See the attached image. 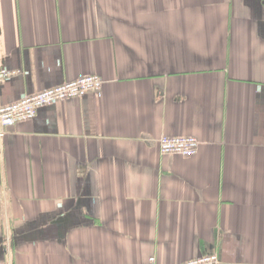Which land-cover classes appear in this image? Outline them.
<instances>
[{
	"label": "crops",
	"instance_id": "obj_1",
	"mask_svg": "<svg viewBox=\"0 0 264 264\" xmlns=\"http://www.w3.org/2000/svg\"><path fill=\"white\" fill-rule=\"evenodd\" d=\"M0 67L103 80L0 138V264H264V0H0Z\"/></svg>",
	"mask_w": 264,
	"mask_h": 264
},
{
	"label": "built area",
	"instance_id": "obj_2",
	"mask_svg": "<svg viewBox=\"0 0 264 264\" xmlns=\"http://www.w3.org/2000/svg\"><path fill=\"white\" fill-rule=\"evenodd\" d=\"M11 74L13 72L0 67V82ZM102 86L103 80L100 76L88 74L33 94H24L12 103L0 104V138L5 136L7 127L31 120L38 108L98 92ZM198 146L199 140L193 136H161L158 139V148L161 154L189 157L196 153ZM181 264H219V260L216 254H209L186 260Z\"/></svg>",
	"mask_w": 264,
	"mask_h": 264
}]
</instances>
